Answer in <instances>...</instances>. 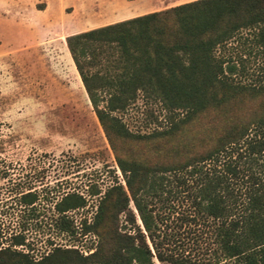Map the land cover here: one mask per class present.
Returning <instances> with one entry per match:
<instances>
[{"label":"trees","instance_id":"1","mask_svg":"<svg viewBox=\"0 0 264 264\" xmlns=\"http://www.w3.org/2000/svg\"><path fill=\"white\" fill-rule=\"evenodd\" d=\"M241 37L259 57L253 80H244L245 55L220 51ZM64 41L122 182L88 185L95 208L79 227L95 235L90 251L56 245L35 259L3 246L0 264H204L166 229L181 201L190 219L214 222L216 258L264 264V0H186ZM137 97L162 112L149 129L121 116ZM35 198L32 189L19 195L29 206ZM85 203L81 192L62 193L56 230L75 233L66 211Z\"/></svg>","mask_w":264,"mask_h":264},{"label":"rangeland","instance_id":"2","mask_svg":"<svg viewBox=\"0 0 264 264\" xmlns=\"http://www.w3.org/2000/svg\"><path fill=\"white\" fill-rule=\"evenodd\" d=\"M182 1L0 0V247L22 249L35 259L56 245L82 253L92 249L95 235L79 227L95 208L96 195L87 194L88 185L103 189L122 179L64 36ZM220 51L245 55L244 80L260 73L248 38H232ZM121 116L130 129L142 130L157 124L162 112L157 103L137 97ZM31 189L36 198L29 206L19 195ZM66 191L86 198L82 207L66 211L75 233L57 231L52 224L53 202ZM192 214L185 201L170 210L166 229L172 243L204 264H238L215 257L214 222L198 215L192 220ZM15 234L23 236L22 243L13 242Z\"/></svg>","mask_w":264,"mask_h":264},{"label":"crops","instance_id":"3","mask_svg":"<svg viewBox=\"0 0 264 264\" xmlns=\"http://www.w3.org/2000/svg\"><path fill=\"white\" fill-rule=\"evenodd\" d=\"M128 10H130V9H128ZM142 13V12H141ZM132 15H134V14H132L131 12H129V13H127V14H125L123 17L121 16V17H118L117 19H115V20H118V19H121V18H125V17H129V16H132ZM104 24V23H103ZM74 32V31H73ZM75 68V67H74ZM78 75V74H77ZM79 77V76H78Z\"/></svg>","mask_w":264,"mask_h":264}]
</instances>
